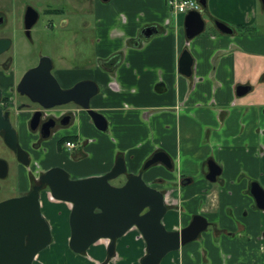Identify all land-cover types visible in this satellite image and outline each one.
Segmentation results:
<instances>
[{
    "label": "crops",
    "instance_id": "crops-1",
    "mask_svg": "<svg viewBox=\"0 0 264 264\" xmlns=\"http://www.w3.org/2000/svg\"><path fill=\"white\" fill-rule=\"evenodd\" d=\"M83 8L85 14L71 16L68 26L84 29L89 49L80 53V67L68 65L71 78L60 82L94 81L98 92L89 108L102 115L106 127L99 130L85 110L74 108L65 143L75 144L68 151L79 160L60 159L53 146L51 160L56 166L65 162L70 177L79 179L108 173L118 157L136 174L162 152L173 170L159 163L144 170L142 179L165 194L163 226L180 230L196 215L207 226L158 264H264V210L250 194L251 183L264 189V5L206 0L204 30L190 40L186 14L174 13L168 0H85ZM215 21L232 33L219 32ZM146 28L157 32L145 39ZM92 34L96 40H90ZM184 50L193 59L189 77L178 71ZM240 86L249 91L237 95ZM209 161L220 168L213 182L206 179ZM40 205L51 241L66 244L71 205L47 192H41ZM108 244L101 239L82 254L72 253L86 264H141L146 255L136 228L116 239L111 256ZM66 255L51 264H70ZM32 264H41L39 253Z\"/></svg>",
    "mask_w": 264,
    "mask_h": 264
},
{
    "label": "water",
    "instance_id": "water-1",
    "mask_svg": "<svg viewBox=\"0 0 264 264\" xmlns=\"http://www.w3.org/2000/svg\"><path fill=\"white\" fill-rule=\"evenodd\" d=\"M107 1V0H102ZM264 5V0H260ZM201 9L206 7V0H198ZM215 27L222 34H231L232 30L224 23L215 21ZM205 27L202 11H189L184 17V30L188 40L201 34ZM156 29L146 28L141 32L148 39L156 34ZM178 71L185 77L192 74L193 59L188 50H184L179 59ZM40 67L30 71L25 81ZM49 74V73H48ZM50 95L34 98L45 107L73 103L86 111L94 126L105 130L106 122L101 114L89 108L90 99L97 93L94 81L83 80L69 89L62 90L51 77L47 82ZM44 89V84L42 83ZM248 86L237 88V95L249 91ZM54 91V93H53ZM0 131H4V142L16 153V159L25 162L26 153L17 141L16 132L0 110ZM160 162L169 167L170 160L162 152L154 154L143 168ZM6 163L0 159V178L6 176ZM206 179L215 181L220 168L214 162H208ZM122 158H118L112 170L101 176L70 179L62 168H51L40 178V185H35L27 194L12 197L0 202V264H32L35 256L46 248L52 240L50 227L42 215L40 194L42 185H46L51 198L71 205L68 224V245L72 252L82 254L98 240H108L109 256L114 251L116 239L135 227L146 245V255L141 264H158L169 252L176 251L198 238L207 226L206 220L196 215L188 226L175 231H168L162 224L167 207L164 194L142 179V173L129 174L121 186H114L111 180L124 175ZM184 184V182H182ZM250 194L257 208L264 210V189L257 183H251Z\"/></svg>",
    "mask_w": 264,
    "mask_h": 264
},
{
    "label": "flooded vegetation",
    "instance_id": "flooded-vegetation-1",
    "mask_svg": "<svg viewBox=\"0 0 264 264\" xmlns=\"http://www.w3.org/2000/svg\"><path fill=\"white\" fill-rule=\"evenodd\" d=\"M84 1L75 0V3H71L69 0H0V110L2 116L6 117L16 132L18 144L26 153V161L24 163L17 161L16 153L4 142V131H0V141L13 155L15 175L18 181V196L25 195L35 185H40L41 176L51 168H62L72 179L65 167V162L56 166L51 160L49 150L51 146L55 148L60 159L65 158L66 161L74 163L79 160L78 157L72 158L68 148L64 145L76 120L74 108L79 107L73 103L45 107L44 103L48 102L41 103L34 98L46 97L47 92L50 95L51 91L47 82L51 80V77L56 80L62 90L69 89L77 83L66 86L60 82V79L67 80L72 76L68 69V61L72 57L70 53L64 54L58 48L66 46L67 41L69 43V37L66 38V36L79 37L81 45H85L88 35L84 29L81 27L73 29L68 26L71 16L80 17L85 14ZM70 10H73L72 14L69 13ZM41 21L42 25H40ZM93 37L95 38L94 34L91 35L90 40H93ZM20 40L24 41L29 49L24 53L26 59L22 61L21 68H18L13 54L15 45ZM79 55L83 63L84 60L81 59V54ZM38 67L40 70L35 71L25 81V76ZM107 71L111 73L112 69ZM3 161L6 163L7 176L10 163L8 160ZM159 163L156 162L149 167ZM47 164L50 165L46 166ZM149 167H142V170L137 173H142ZM165 167L169 170L174 168L172 165ZM129 174L131 173L125 167L124 175L111 180L110 183L114 186H121ZM41 192H47L46 185H42ZM169 200L173 201V198L168 199V202Z\"/></svg>",
    "mask_w": 264,
    "mask_h": 264
},
{
    "label": "rangeland",
    "instance_id": "rangeland-1",
    "mask_svg": "<svg viewBox=\"0 0 264 264\" xmlns=\"http://www.w3.org/2000/svg\"><path fill=\"white\" fill-rule=\"evenodd\" d=\"M42 3L44 4L45 2H42ZM53 6H55V5H53ZM67 11H69V9ZM72 11L73 10H70L69 13L72 14L73 13ZM179 14L183 15L182 13H179ZM41 19L43 21V18H41ZM42 21L40 22V25L43 24ZM207 28H208V25H207ZM262 30H264V26H262ZM257 31L260 32V28H257ZM68 37H69V43L67 41V45L62 47V48L59 47L58 50L61 49V51L64 52V54L70 53L72 60L68 61V65L73 64L75 66L80 67L82 64V61L79 59V56H80L79 54L82 53V51H85V53H86L87 49H89L88 44L85 46L83 45L84 46L83 47L81 45V40L78 39L79 37L77 38V37L66 36V38H68ZM86 43L87 42H85V44ZM83 44H84V42H83ZM28 49H29V47H27V45L24 41L20 40L16 43L13 56L15 57V63L17 64L18 68H21L22 61L24 59H26L24 57V53H25V51H28ZM75 55H76V58H75ZM0 159L8 160V162L10 163V170H9L7 176L4 179H0V202H1L3 200L18 196L19 190H18L17 177L15 175V162L13 159V155L10 152V150L1 141H0ZM46 208H47V210L50 209L48 203H46L44 205V209H46ZM57 210L62 211V212L65 211L64 207H62V206L57 208ZM41 212H42V209H41ZM55 213L58 214L60 212L56 211ZM43 217H44V215H43ZM62 218H64V217L62 216ZM49 227H50V225H49ZM53 239H54V243H53V241H51V243L46 248H44L42 251L39 252L41 264H51L53 262H57L58 260H56L55 258H58V259L62 258V256H64V254H65V251L67 254L66 257L70 258V264H86L85 261L78 260L77 255L72 253V251L69 248L68 242L66 244L61 243L62 246H60V244L58 243V241L56 242V239L54 237H53ZM65 248H66V250H64ZM71 258H73L72 262H71ZM62 262H64V261H62Z\"/></svg>",
    "mask_w": 264,
    "mask_h": 264
},
{
    "label": "built area",
    "instance_id": "built-area-1",
    "mask_svg": "<svg viewBox=\"0 0 264 264\" xmlns=\"http://www.w3.org/2000/svg\"><path fill=\"white\" fill-rule=\"evenodd\" d=\"M168 5L174 13L186 14L189 11H197L200 4L196 0H168ZM65 147L70 149L74 147V143L66 142Z\"/></svg>",
    "mask_w": 264,
    "mask_h": 264
}]
</instances>
